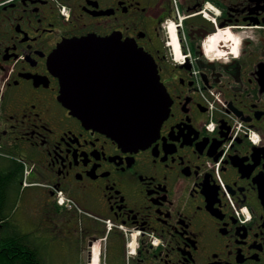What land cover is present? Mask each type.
<instances>
[{
	"label": "flooded vegetation",
	"instance_id": "af4514ba",
	"mask_svg": "<svg viewBox=\"0 0 264 264\" xmlns=\"http://www.w3.org/2000/svg\"><path fill=\"white\" fill-rule=\"evenodd\" d=\"M88 34L153 56L171 106L146 146L62 102L52 56ZM85 85L96 100L114 82ZM24 162L80 209L48 223L73 250L92 256L110 220L108 264H264V0H0V192Z\"/></svg>",
	"mask_w": 264,
	"mask_h": 264
},
{
	"label": "water",
	"instance_id": "95a60500",
	"mask_svg": "<svg viewBox=\"0 0 264 264\" xmlns=\"http://www.w3.org/2000/svg\"><path fill=\"white\" fill-rule=\"evenodd\" d=\"M87 64L100 67L101 75L87 70ZM51 67L61 81V100L86 126L134 147H144L159 135L171 99L153 57L134 40L116 34L70 38L52 56ZM104 76L114 86L92 100L86 80Z\"/></svg>",
	"mask_w": 264,
	"mask_h": 264
},
{
	"label": "rangeland",
	"instance_id": "374dc122",
	"mask_svg": "<svg viewBox=\"0 0 264 264\" xmlns=\"http://www.w3.org/2000/svg\"><path fill=\"white\" fill-rule=\"evenodd\" d=\"M172 25L173 24L170 25L169 29L172 28ZM170 31L172 33L171 29ZM216 38L217 43L219 37ZM34 179L41 181V179H39L38 177ZM12 188L14 189H12L11 192L12 194H14L13 191H16V188ZM49 197V191L40 185L22 189V191H20L16 196L15 202L18 203L17 210L12 213L10 209V211H8L6 214L11 215L14 223L18 220L19 223H17L16 225L17 228L19 227L23 232L30 233L29 237H31L32 243L35 246H38V244L41 245V249L39 251L41 252L44 264H89L93 260V255L91 256L90 254L88 256L87 250H73L72 243L74 241L72 242V238L70 237V235H68L66 239L55 237L52 233H50L52 229L47 228L46 224L42 226V228H40V224L38 225L36 216L38 215V211L41 215L44 214ZM10 202L11 200H8V204H10ZM50 208L53 209L51 205ZM46 211H49V208ZM64 212L66 211L64 210ZM54 213V210H51L50 215L45 216L42 221L49 223L54 217ZM62 216L65 215L62 214ZM56 218L59 217L56 216ZM24 220L26 221L24 222ZM78 225L81 226V224ZM9 231L10 230L8 229L7 232ZM80 232L81 230H79V233ZM64 236L66 235L64 234ZM96 242L98 243H96L94 246L98 245V247H101V264H108L109 258H106V253L108 255V251L106 252V240L99 239ZM70 251H72L73 253H71Z\"/></svg>",
	"mask_w": 264,
	"mask_h": 264
},
{
	"label": "trees",
	"instance_id": "16d2710c",
	"mask_svg": "<svg viewBox=\"0 0 264 264\" xmlns=\"http://www.w3.org/2000/svg\"><path fill=\"white\" fill-rule=\"evenodd\" d=\"M16 178L17 174L14 171H10L9 180L12 179L14 181ZM15 188L19 192L21 185H17ZM12 189L3 188L0 192V219L5 220L9 216V214H6L9 207L8 200H10L8 194H10ZM11 223V220L8 219V221L0 225V264H44L39 248L30 245L26 240V236L21 235L18 229L15 231L17 227H13ZM8 226H10L9 230L14 232L5 235Z\"/></svg>",
	"mask_w": 264,
	"mask_h": 264
},
{
	"label": "bare ground",
	"instance_id": "6f19581e",
	"mask_svg": "<svg viewBox=\"0 0 264 264\" xmlns=\"http://www.w3.org/2000/svg\"><path fill=\"white\" fill-rule=\"evenodd\" d=\"M173 29H175L174 26H173ZM228 34H229V32H228ZM215 40H216V38H214L213 40L211 39L209 41V44H210L209 45V48L212 47V42L215 43ZM92 255H93L92 256L93 257V260L89 264H101V247H98V245L94 246L93 251H92Z\"/></svg>",
	"mask_w": 264,
	"mask_h": 264
},
{
	"label": "crops",
	"instance_id": "0c3cea01",
	"mask_svg": "<svg viewBox=\"0 0 264 264\" xmlns=\"http://www.w3.org/2000/svg\"><path fill=\"white\" fill-rule=\"evenodd\" d=\"M32 187H33V186H32ZM27 188H30V187H27ZM7 229H9V228H7ZM5 231H6V230H5ZM11 232L13 233L14 231H13V230H10V231L7 232L6 234H5V232H4V234L7 235V234H10ZM12 233H11V234H12Z\"/></svg>",
	"mask_w": 264,
	"mask_h": 264
}]
</instances>
